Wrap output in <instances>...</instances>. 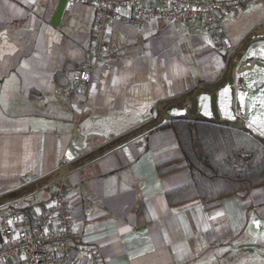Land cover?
I'll return each instance as SVG.
<instances>
[{
  "label": "crops",
  "instance_id": "obj_1",
  "mask_svg": "<svg viewBox=\"0 0 264 264\" xmlns=\"http://www.w3.org/2000/svg\"><path fill=\"white\" fill-rule=\"evenodd\" d=\"M62 1L0 0V213L34 211L64 183L73 241L104 264H264V183L212 207L181 200L192 176L170 127L204 117L264 139V0L217 14L227 50L200 20L122 10L83 95L68 74L91 57L98 10L57 17Z\"/></svg>",
  "mask_w": 264,
  "mask_h": 264
},
{
  "label": "built area",
  "instance_id": "obj_2",
  "mask_svg": "<svg viewBox=\"0 0 264 264\" xmlns=\"http://www.w3.org/2000/svg\"><path fill=\"white\" fill-rule=\"evenodd\" d=\"M255 0H68L69 6L91 3L97 10L91 43V57L69 72L70 89L86 94L107 43L113 16L134 8V20L182 19L187 24L200 20L199 29L214 36L217 46H230L217 14L240 8ZM149 3H154L151 6ZM75 147L76 142L72 143ZM75 155H79L76 152ZM64 183L56 195L34 211L10 208L0 213V264H104L99 248L91 243L74 242L75 217Z\"/></svg>",
  "mask_w": 264,
  "mask_h": 264
},
{
  "label": "trees",
  "instance_id": "obj_3",
  "mask_svg": "<svg viewBox=\"0 0 264 264\" xmlns=\"http://www.w3.org/2000/svg\"><path fill=\"white\" fill-rule=\"evenodd\" d=\"M170 127L192 176L177 191L181 200L199 198L212 207L229 194L247 198L264 183V139L249 128L204 117H177Z\"/></svg>",
  "mask_w": 264,
  "mask_h": 264
},
{
  "label": "rangeland",
  "instance_id": "obj_4",
  "mask_svg": "<svg viewBox=\"0 0 264 264\" xmlns=\"http://www.w3.org/2000/svg\"><path fill=\"white\" fill-rule=\"evenodd\" d=\"M252 55H253V53H252ZM248 67H249L250 70H253L255 66L254 65L253 66H250L249 65ZM255 71L257 72L258 69L255 70ZM255 74L256 73H254V72L252 73L251 79L247 80L246 85H245L246 90L250 94V102H253L255 93H257V91L260 89L259 82H255L254 79H253V77L255 76ZM259 250H260V248L258 247V252H259Z\"/></svg>",
  "mask_w": 264,
  "mask_h": 264
},
{
  "label": "water",
  "instance_id": "obj_5",
  "mask_svg": "<svg viewBox=\"0 0 264 264\" xmlns=\"http://www.w3.org/2000/svg\"><path fill=\"white\" fill-rule=\"evenodd\" d=\"M68 2V0H63L61 3H60V6H59V8H58V10H57V13H56V15H57V17H60L61 16V14H62V12H63V9H64V6H65V4Z\"/></svg>",
  "mask_w": 264,
  "mask_h": 264
}]
</instances>
